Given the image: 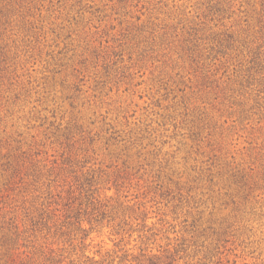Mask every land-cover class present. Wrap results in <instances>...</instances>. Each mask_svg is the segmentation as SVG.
I'll use <instances>...</instances> for the list:
<instances>
[{
    "label": "rangeland",
    "instance_id": "rangeland-1",
    "mask_svg": "<svg viewBox=\"0 0 264 264\" xmlns=\"http://www.w3.org/2000/svg\"><path fill=\"white\" fill-rule=\"evenodd\" d=\"M0 264H264V0H0Z\"/></svg>",
    "mask_w": 264,
    "mask_h": 264
}]
</instances>
